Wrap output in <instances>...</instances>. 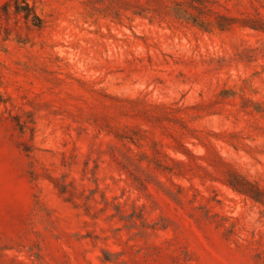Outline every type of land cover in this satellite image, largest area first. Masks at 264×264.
<instances>
[{"label":"rangeland","instance_id":"1","mask_svg":"<svg viewBox=\"0 0 264 264\" xmlns=\"http://www.w3.org/2000/svg\"><path fill=\"white\" fill-rule=\"evenodd\" d=\"M0 264H264V0H0Z\"/></svg>","mask_w":264,"mask_h":264},{"label":"trees","instance_id":"2","mask_svg":"<svg viewBox=\"0 0 264 264\" xmlns=\"http://www.w3.org/2000/svg\"><path fill=\"white\" fill-rule=\"evenodd\" d=\"M23 7L24 8H22L21 6H19L16 3V1L14 2V11L15 12H22L25 17H28L30 15H33L34 20L40 21V18H38L36 16V14H34V12H32V8L28 5V3L24 2V6ZM7 8H8V4H6V5L3 6V10L4 11H6Z\"/></svg>","mask_w":264,"mask_h":264}]
</instances>
